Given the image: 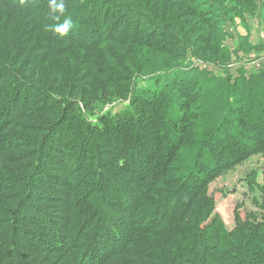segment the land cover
<instances>
[{
  "label": "trees",
  "instance_id": "16d2710c",
  "mask_svg": "<svg viewBox=\"0 0 264 264\" xmlns=\"http://www.w3.org/2000/svg\"><path fill=\"white\" fill-rule=\"evenodd\" d=\"M64 3L61 36L0 0V264H264L258 172L233 230L211 193L264 158V69L225 46L264 0Z\"/></svg>",
  "mask_w": 264,
  "mask_h": 264
},
{
  "label": "rangeland",
  "instance_id": "374dc122",
  "mask_svg": "<svg viewBox=\"0 0 264 264\" xmlns=\"http://www.w3.org/2000/svg\"><path fill=\"white\" fill-rule=\"evenodd\" d=\"M263 3V2H262ZM260 3L261 8L255 13L248 15L246 20H236V31L230 30V38L225 42L230 50H239L240 63L234 62L232 68H247L248 70L264 69V48L260 49L259 44L264 45V4ZM259 5V6H260ZM250 24V27L247 24ZM246 37L243 42L247 43L245 49L238 47L239 40L236 36ZM243 63V64H241ZM257 171L259 176L258 183L264 181V158L254 156L246 161L236 170L219 178L212 186L211 193L217 201V213L223 219L226 228L230 231L236 225V210L238 204H244L248 210H254L251 202L252 194L249 190V183L246 182L247 175ZM242 211V210H241Z\"/></svg>",
  "mask_w": 264,
  "mask_h": 264
},
{
  "label": "clouds",
  "instance_id": "9594fccd",
  "mask_svg": "<svg viewBox=\"0 0 264 264\" xmlns=\"http://www.w3.org/2000/svg\"><path fill=\"white\" fill-rule=\"evenodd\" d=\"M50 9L53 14H59V15H54L53 19L57 21V23L54 25V30L59 33L61 36H65L69 30L73 27V22L71 17L65 16L63 22L60 21V17L65 15L66 12V7L64 0H50Z\"/></svg>",
  "mask_w": 264,
  "mask_h": 264
}]
</instances>
